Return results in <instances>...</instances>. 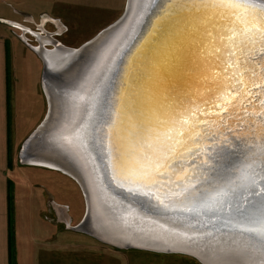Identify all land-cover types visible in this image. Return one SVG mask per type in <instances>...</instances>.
<instances>
[{
  "label": "water",
  "instance_id": "water-1",
  "mask_svg": "<svg viewBox=\"0 0 264 264\" xmlns=\"http://www.w3.org/2000/svg\"><path fill=\"white\" fill-rule=\"evenodd\" d=\"M251 2L252 16L236 19L253 22L261 32L250 40L253 46L247 52L233 45L237 56L231 68L223 41L231 44L233 38L225 37L222 27L229 18L225 12L217 15L208 0H149L147 4L126 0L123 14L79 47L53 43L54 48L66 50L62 60H55L54 54L44 56L25 41L42 61L41 84L48 94L46 113L22 142L19 157L29 165L55 168L77 182L85 213L74 229L118 249L181 253L201 264H264V245L245 231L255 226L242 223L237 213L224 211L209 199L241 170L251 172L254 162L264 166L260 163L264 139L251 123L260 104L255 108L247 104V113L242 105L227 113L215 107L223 95L239 99L231 93L237 87L231 76L239 70L241 59L246 67L238 79H248L244 72L253 79L264 73V0ZM189 109L197 116L205 114L199 124L203 134L186 145V159L195 161L187 176L181 173L184 178L165 187L133 174L125 166L133 137L140 143L143 135L158 145L169 122ZM157 136L160 140H155ZM88 182L93 188L88 189ZM261 184L264 181L258 179ZM251 191L239 189L238 194L260 198ZM117 223L129 224L135 233L146 231V246L101 236ZM225 235L241 245L239 253ZM208 237L225 244L215 245L218 251L203 249L201 243Z\"/></svg>",
  "mask_w": 264,
  "mask_h": 264
},
{
  "label": "crops",
  "instance_id": "crops-1",
  "mask_svg": "<svg viewBox=\"0 0 264 264\" xmlns=\"http://www.w3.org/2000/svg\"><path fill=\"white\" fill-rule=\"evenodd\" d=\"M25 2L27 0H0V22H14L18 27L21 26L23 32L29 31L40 35V31H32L18 21L22 16L35 19L34 13L30 12ZM57 2L64 5L62 0H48L45 7L36 12L45 21L62 25L63 21L59 16L66 17L67 14L62 13L63 8L59 9L60 14L53 13L51 6L55 3L56 7ZM6 6L11 7L12 13L18 16H10V11ZM1 25L0 264H61L66 261L65 255H68V252L64 251L66 247L63 244L54 241L52 228L57 226L50 222L48 216L53 214L61 219L60 223L68 224L72 221L69 215L70 206L63 201L65 196H68L64 194V191L69 190L70 184L60 178L52 177L51 179L45 177L46 181L42 179L39 181L38 178L32 177V169L26 166L19 168L14 162L16 147L37 126L46 111L47 102L41 91L45 108L40 120L37 118V111L33 110L35 104L31 106L27 95L32 83L37 85L38 90L40 89L42 67L37 54L18 36L11 33L7 26L2 25V27ZM20 60L25 63L24 66L20 64ZM37 168H35L36 174L38 173ZM20 172H23L24 176H18ZM53 196L59 200H55ZM49 199L53 207L50 210L51 214L48 212ZM57 232L64 234L59 229ZM83 243L81 245L84 246L83 252L75 256L71 264H141L135 263L133 255L125 249L96 242L83 241ZM63 252L61 261L54 257L55 253Z\"/></svg>",
  "mask_w": 264,
  "mask_h": 264
},
{
  "label": "snow or ice",
  "instance_id": "snow-or-ice-1",
  "mask_svg": "<svg viewBox=\"0 0 264 264\" xmlns=\"http://www.w3.org/2000/svg\"><path fill=\"white\" fill-rule=\"evenodd\" d=\"M208 4L214 6L217 10V15L220 12H225L229 18V23L223 25V35L225 37H232V43L228 44L225 39L223 42L227 45L228 59L226 64L229 68L236 65L237 52L234 50L233 45L238 44L240 49L247 52L253 45L250 40L255 41V37L260 35L261 30L255 28L253 22H248L246 19H236V17L247 18L252 16V11L255 5L251 0H208ZM235 28L233 32L232 29ZM255 28V32L253 29ZM219 38V37H218ZM240 38H243L241 42ZM264 46V44H262ZM219 52V49H216ZM262 59H264V54ZM246 67L245 61L240 60L239 70L235 71L231 79L236 81L237 87L231 88L233 96H238L239 99L233 101L227 95H223L220 103L215 107L221 113H227L230 110L235 111L237 105H242L244 113L249 111L247 104L259 103L260 108L255 110L253 120L251 121L256 132L261 134L264 139V73L256 75L255 79L244 72L248 79H238L241 71ZM259 73V69L255 70ZM261 89L258 92H253L252 89ZM223 105V106H222ZM205 113H200L197 116L189 109L188 112L182 114L181 117L175 121L169 122V130L163 132V139L155 137V140H160L157 145L153 142L152 138L141 136V142L136 143L133 137V144L130 146V156L125 162V166L136 175L145 179L150 184L160 186H168L175 183L176 178H184L187 176V169L195 163L194 160L188 161L185 157V152L188 151L186 145L193 138L203 133L199 131V124L201 123L200 117ZM258 125V126H257ZM136 127H140L137 125ZM261 157H264V143L260 146ZM258 159V158H254ZM264 164V160L260 161ZM251 172L247 168L241 170L238 177L229 181L218 188L215 195L210 197V200L224 211L231 210L239 215L242 223L251 224L255 227L246 228L259 240L260 244L264 245V184L258 186V179L264 181V166H258L256 162L252 164ZM181 173L184 176H181ZM243 189L245 192L251 191V195L260 197L259 199H251L248 196H240L238 190ZM242 201V202H241ZM254 250H259L253 246Z\"/></svg>",
  "mask_w": 264,
  "mask_h": 264
},
{
  "label": "rangeland",
  "instance_id": "rangeland-1",
  "mask_svg": "<svg viewBox=\"0 0 264 264\" xmlns=\"http://www.w3.org/2000/svg\"><path fill=\"white\" fill-rule=\"evenodd\" d=\"M47 1L48 0H27V2L25 3L30 9V12L32 11L34 13L35 19H31V18L29 19L27 16H22L19 18L18 21L22 26L28 27L32 31H40L41 36L45 35V38L49 36L51 37V39L52 38L55 39V41H57L60 45H64L70 48L79 47L81 44H83L84 42L88 41L93 36H95L103 28H105L106 26L117 20L123 14L126 5V0H62L64 2L63 3L64 5L57 2L56 7H55V3H53L51 6L53 7V13L60 14L61 12L58 11L59 9L63 8L62 13L67 14L66 17L60 15L59 17L61 18L63 23L62 25H56L54 23H51V21H45L43 18H40L39 14L36 12V10L44 8L45 3H47ZM6 7L7 10L10 11L9 15L15 17L16 15H14L11 11L12 10L11 7L13 8V5H11V7L8 6ZM0 24L7 26L8 29H10V32L13 33L15 36H18V38L23 43L26 44V42H28L33 46H37L39 44V40L37 36L40 35H37L38 33L32 34L29 31L23 32L21 26L20 27H17L18 25L13 26L6 22L5 23L0 22ZM46 47L52 48L53 47L52 42L46 43ZM39 60L41 67H43L40 58ZM20 64L22 66L25 65V63L22 60H20ZM27 65L29 66L30 64L28 63ZM32 66H34V63H32ZM40 91L46 99V95L43 91V87L41 84V79H40V89L38 90L37 85L36 84L34 85L32 83L29 86V91L27 94L31 106L35 104L33 110L37 111L38 120H40L45 108V105L43 104L44 100L42 98ZM43 117L41 118V120L43 119ZM23 141L24 139L20 142V144H18L14 154V159H15L14 162L17 165V167L19 168H23L25 166L29 167L28 169H32L33 171L32 177L36 179L38 178L39 181L41 179L42 181H46L45 177H47L48 179H51L50 177H52L54 179L60 178V180L67 181L70 184V186L68 187L69 190H65L64 188L65 190L64 194L68 196H65L63 201H66L70 206L69 215L71 216L72 221H70L68 224L60 223L59 220L61 221V219L53 216V214L52 216H48V215L47 216L51 220L50 222L53 223L55 226H57L52 228L54 231L53 232L54 241L63 244V246L66 247L64 251L68 252V255H65L66 261L61 264H71L75 256H78L79 253L83 252L84 246L83 247L81 246L84 244L83 241L96 242V243H101L103 245L105 243L99 241L98 239H96L91 235H88L82 230H77L73 228V226L77 225L81 221L85 213L84 195L77 182L72 177L58 170L32 164L33 166H37L38 167L37 168V167L29 166V164L24 163L19 157V153ZM35 168L38 169L37 174ZM22 173L20 172L19 174L18 173L17 174L18 176L21 177L24 176L22 175ZM53 198L55 200H59L56 196H53ZM48 208H49L48 212H50L51 214L52 212L50 210L53 208L51 205V199H49L48 201ZM45 210H46L45 212L47 213L46 208ZM58 229L64 232V234H59L57 232ZM55 249H57L56 246ZM125 250L129 251L131 253L130 255H133L135 263L139 262L141 264H201L196 258L181 253H162V252H156V251H150L144 249H131V248ZM63 255L64 252L55 253L54 257L61 261Z\"/></svg>",
  "mask_w": 264,
  "mask_h": 264
},
{
  "label": "bare ground",
  "instance_id": "bare-ground-1",
  "mask_svg": "<svg viewBox=\"0 0 264 264\" xmlns=\"http://www.w3.org/2000/svg\"><path fill=\"white\" fill-rule=\"evenodd\" d=\"M149 0H140L141 3H144V4H147ZM38 37V40H39V45L35 46L38 51L42 52L44 56H47V55H51V54H54L55 55V60L57 59H60V58H63L66 53V50L60 48V47H55L54 46L52 48H47L46 47V43H50L52 42V44L54 43V45L58 44L60 45L57 41H55V39H51V37L47 36L46 38L45 37H40V36H37ZM62 46V45H61ZM54 48V49H53ZM53 49V50H52ZM74 49V48H72ZM53 56V55H52ZM62 60V59H60ZM45 86V85H44ZM44 90V93L45 95L47 96L48 94V91L46 90V87L45 89L43 88ZM28 161L32 162V163H37L38 161L37 160H40L39 158H27ZM40 162L44 165H48V166H55L57 167L56 163H51L49 161H46V160H43L41 159ZM50 168V167H49ZM51 169H55V168H52ZM57 170V169H55ZM59 171V170H58ZM63 173V172H62ZM87 187L88 189H91L93 188V184L91 183H87ZM89 196L92 198L94 196V192H90ZM107 204V203H106ZM107 206V205H106ZM109 206V205H108ZM106 211V210H105ZM104 218L107 219V220H110L109 217L107 215H104ZM99 222H103L102 219L98 218L97 219ZM95 221H92V225L95 227L94 225ZM115 224V222H114ZM113 224V227L108 230L106 233H103L101 236L103 238H105L106 240H113L115 242V240L117 241V243H120L122 244V241H130L131 243L135 244V245H139V246H146L144 243L145 241L148 239V236H146V234H148L146 231L145 232H141L140 231H137V233H135L134 229L129 226V224H118L117 227H115V225ZM177 225V224H176ZM96 228V227H95ZM97 229V228H96ZM98 230V229H97ZM96 231V230H95ZM200 231H197V234H199ZM205 236V233H203L200 238L198 239V237H196L197 240H200L201 238H203ZM224 239L228 240L229 242L232 243V245H234V249H237L238 248V253H239V248L241 247V245L237 244V243H234L231 238L228 236V235H225ZM170 240V239H169ZM175 240V239H174ZM165 241H168L165 240ZM171 241V240H170ZM187 241V240H186ZM172 242H176L175 241H172ZM208 242V243H207ZM181 243V242H180ZM218 244H222L224 245L225 243H222L221 240H210V237L204 239L201 243V247L203 249L207 248L209 249V251H218V250H221L220 248L218 247H214L215 245H218ZM154 246V245H153ZM210 253V252H209ZM212 256L214 257H221L219 254H217V252H211L210 253Z\"/></svg>",
  "mask_w": 264,
  "mask_h": 264
}]
</instances>
